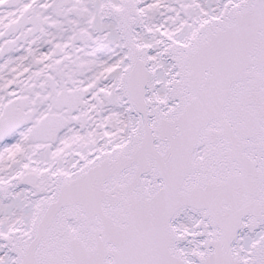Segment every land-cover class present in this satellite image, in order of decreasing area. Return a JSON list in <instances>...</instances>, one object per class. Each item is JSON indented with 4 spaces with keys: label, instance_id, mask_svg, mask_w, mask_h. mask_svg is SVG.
<instances>
[{
    "label": "snow or ice",
    "instance_id": "1",
    "mask_svg": "<svg viewBox=\"0 0 264 264\" xmlns=\"http://www.w3.org/2000/svg\"><path fill=\"white\" fill-rule=\"evenodd\" d=\"M0 264H264V0H0Z\"/></svg>",
    "mask_w": 264,
    "mask_h": 264
}]
</instances>
